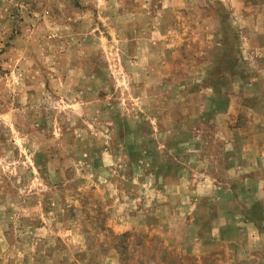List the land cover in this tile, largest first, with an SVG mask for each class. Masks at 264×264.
<instances>
[{"label":"rangeland","instance_id":"obj_1","mask_svg":"<svg viewBox=\"0 0 264 264\" xmlns=\"http://www.w3.org/2000/svg\"><path fill=\"white\" fill-rule=\"evenodd\" d=\"M252 84L264 0H0V264H264V191H196L246 176L216 120L263 145Z\"/></svg>","mask_w":264,"mask_h":264},{"label":"crops","instance_id":"obj_2","mask_svg":"<svg viewBox=\"0 0 264 264\" xmlns=\"http://www.w3.org/2000/svg\"><path fill=\"white\" fill-rule=\"evenodd\" d=\"M253 87V92H251L249 94H246L244 96H242L244 99L247 100H252L253 105L252 106H245L242 104V106L246 107L247 109H249V111L253 112L255 114V112L257 113V111L260 113L259 116H261V120L259 122V124L257 125L258 129H262L264 128V97H261V91L254 89L255 84L250 85ZM248 86V91H252V87ZM214 96L211 98V100L215 99L216 97L222 98L225 102L229 99V96H227L226 94H222V93H215L213 94ZM216 96V97H215ZM241 97V98H242ZM226 105L220 110L219 112V116L220 115H225L227 113L230 112H234L235 108L233 106L229 107L228 101L227 103H225ZM255 104V105H254ZM216 109V108H213ZM213 109L211 110L210 108L208 109V111L213 112ZM219 110H215V112H217ZM207 115H209V113L204 114V117H206ZM252 122V120H250ZM217 125L220 126V133L221 135L226 139L227 143L229 144L228 148L224 151L227 152L225 157L228 155V159H227V164H226V168L227 171H233L235 172V170H240L243 169L246 174L244 181L241 183V186L239 185L236 189V186L234 187H226L222 184H214V182L210 181L207 182L206 181H199L198 185H197V189L196 191L199 192L201 191V189H214L217 192V195L221 194V192H229L231 194V198H235V196H237V192L238 191H243L246 190V185L249 184L248 189L254 190L256 191L257 189L260 188V191H264V143L263 145L257 144L255 147L254 145H250L251 142L248 141L247 143V139L243 138V136H241L239 134L240 130L237 129V127H235V124H231L229 122L227 123H222V122H215ZM237 130V131H236ZM239 131V132H238ZM241 138L242 142V148L239 150L237 149V145L235 144L236 141H239V138ZM257 142V141H256ZM261 143V142H259ZM262 146V147H261ZM224 155V154H223ZM240 156H242L240 158ZM239 159H243V163L239 164L238 162H236V160ZM235 161V162H234ZM246 169H248V171H246ZM257 173L262 174L261 177H259L257 175ZM180 185V184H179ZM236 191V192H235ZM235 192V193H234ZM262 198V197H261ZM204 198H202L201 200H203ZM194 202V205L191 202V207L193 209L192 213L197 211V209L199 208V199H192ZM200 200V201H201ZM220 199H217V201H219ZM208 203H213V205H215V201L214 200H208ZM257 202H255L254 204H252L251 206H255ZM264 207V197L261 203ZM260 204V205H261ZM248 216H242L243 218L245 217V220H242L240 223H237L239 226L236 228V230L234 232H238L241 230L240 228V224L247 222L249 224H253V235H263L264 234V229L262 232L259 231V229H257L256 225H254L253 221L250 219L249 213H247ZM249 217V218H247ZM193 220V219H192ZM223 221L226 222H219V219L216 218L214 220H212L211 223V229H209V234H212V237L214 239H221L224 240L225 235L228 232V224L227 220L223 218ZM264 223V222H263ZM195 227V231H196V239L200 238L203 234V230L202 228L199 226V224H195L193 225ZM264 227V226H263ZM240 228V229H239ZM214 234V235H213ZM217 237V238H215ZM240 237V236H239ZM200 250V249H199ZM204 252V251H203Z\"/></svg>","mask_w":264,"mask_h":264}]
</instances>
